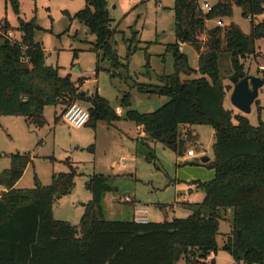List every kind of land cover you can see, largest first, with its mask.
Wrapping results in <instances>:
<instances>
[{
	"label": "trees",
	"instance_id": "trees-1",
	"mask_svg": "<svg viewBox=\"0 0 264 264\" xmlns=\"http://www.w3.org/2000/svg\"><path fill=\"white\" fill-rule=\"evenodd\" d=\"M234 8L249 19V31L233 22ZM175 43L167 46L174 59V72L162 76L156 85H138L147 95L168 98L152 113L127 110L124 119L141 128L136 144L158 142L177 159L184 157L197 135L194 125L209 126L214 132L212 171L209 181L194 182L202 191L200 203H184L186 219L136 224L105 219L100 205L102 193L110 190L107 178L94 176L87 183L92 202L85 208L78 227L54 220L56 199L72 192L74 172L52 174L48 185L34 177L31 189L16 188L32 158L26 153L8 156L10 165L0 173V264H192L195 257L216 251L219 223L231 215V236L222 249L234 262L264 264V126L232 115L223 107L229 86L220 75L219 59L229 56L232 76H248L243 60L255 56V42L264 39V22H254L264 12V0H217L204 14L198 0H174ZM95 37L98 62L119 65L110 43L112 22L107 0H86L85 8L73 17ZM223 21L206 27V21ZM34 21H19L20 41L10 40L8 26L0 27V117H21L28 125L41 128L48 106L67 107L72 101L89 104V120L113 122L120 117L108 102L80 91L83 80L61 76L58 67L45 63L42 46L34 41ZM181 45L192 48L197 64L191 67ZM129 106L128 95L121 100ZM65 110V109H64ZM63 110V111H64ZM260 108H258V114ZM2 152L0 151V159ZM146 158H151L149 152Z\"/></svg>",
	"mask_w": 264,
	"mask_h": 264
},
{
	"label": "rangeland",
	"instance_id": "rangeland-1",
	"mask_svg": "<svg viewBox=\"0 0 264 264\" xmlns=\"http://www.w3.org/2000/svg\"><path fill=\"white\" fill-rule=\"evenodd\" d=\"M198 2L213 6L217 0ZM85 5L86 0H0V27L8 26L12 38L20 41L19 21L33 20L38 27L34 41L44 49L46 65L58 67L61 76L70 75L74 80L86 77L87 83H81L80 91L86 97L104 98L114 112L152 113L165 105L168 98L140 93L137 86L156 85L159 78L174 72V59L167 51V46L175 43L174 0H107L112 20L110 43L119 63L115 68L108 60L98 62L95 37L83 24L73 20ZM253 21L264 22V12ZM225 22L237 24L245 33L249 31V19L239 8H234L232 17ZM215 24L216 20L206 21L207 28ZM255 48V56H248L242 62L244 71L248 76L264 79V71L258 70L264 67V39L256 40ZM180 51L187 56L188 64L195 67L194 50L182 45ZM218 65L224 84L230 88L223 107L232 115L247 118L252 126L258 125L259 115L264 126V85L258 90L250 113L244 115L230 102L233 86L229 79L233 74L229 56H221ZM125 95H128L129 106L121 103ZM73 102L88 107L86 102ZM64 109L46 107L43 113L46 124L41 128L28 125L21 117H0V151L7 158L0 161V169L8 167L10 154L26 153L32 158V164L21 177L20 189L33 188L34 177L41 185H48L52 174L75 173L72 192L53 203L54 220L78 227L85 208L92 202L87 183L98 175L106 177L110 187L100 200L107 220H130L137 207L147 211L150 223L186 219L190 212L183 204L203 200L204 195L195 189L194 182L209 181L213 175L205 166L213 160L211 127L192 126L197 137L187 150H193L195 157L186 159L184 154L177 159L170 149L158 142H148L145 146L136 144L135 137H142L143 132L138 133L134 124L124 118L119 122L98 121L94 126L75 130L62 121ZM147 152L151 154L149 159ZM202 157L208 161L202 162ZM125 197L131 201L125 202ZM230 225L231 215L227 212L219 223L215 253L210 259L198 256L190 262L236 264L222 249L223 242L231 236ZM178 264L184 263L179 261Z\"/></svg>",
	"mask_w": 264,
	"mask_h": 264
},
{
	"label": "built area",
	"instance_id": "built-area-1",
	"mask_svg": "<svg viewBox=\"0 0 264 264\" xmlns=\"http://www.w3.org/2000/svg\"><path fill=\"white\" fill-rule=\"evenodd\" d=\"M200 10L207 14L211 10V6H209L207 3H203L200 5ZM217 26H222V21H216ZM6 37L10 40H14L12 38L11 32H8L6 34ZM259 71H264V67L260 66L258 68ZM83 82H87V79H84ZM61 119L64 123H66L70 128L79 130L86 126L89 120V113L86 109H84L81 105L73 102L70 103L65 110L62 112ZM186 157L193 158L195 157V153L193 150H188L186 153ZM125 202H130L129 197L124 198ZM133 221L136 224L145 225L148 223V217H147V211L144 208L137 207L133 211Z\"/></svg>",
	"mask_w": 264,
	"mask_h": 264
},
{
	"label": "water",
	"instance_id": "water-1",
	"mask_svg": "<svg viewBox=\"0 0 264 264\" xmlns=\"http://www.w3.org/2000/svg\"><path fill=\"white\" fill-rule=\"evenodd\" d=\"M233 86L230 94L231 104L242 114L250 113L251 106L258 97V90L264 85V79L253 76L238 77L231 76L229 79ZM202 162H207L208 158L202 157Z\"/></svg>",
	"mask_w": 264,
	"mask_h": 264
},
{
	"label": "crops",
	"instance_id": "crops-1",
	"mask_svg": "<svg viewBox=\"0 0 264 264\" xmlns=\"http://www.w3.org/2000/svg\"><path fill=\"white\" fill-rule=\"evenodd\" d=\"M182 46V45H181ZM181 48V47H180ZM72 80H74L73 78H71ZM84 79H86V77H84ZM84 84H86L87 82H83ZM84 84H82V85H84ZM88 107H89V104L87 105ZM88 107L87 108H84V109H88ZM127 111V110H126ZM125 111V112H126ZM115 113L120 117V119L118 120V122L119 121H121V119H123L124 118V115H125V113H118V112H116L115 111ZM127 121V120H126ZM130 122V121H129ZM132 123V122H131ZM134 124V123H133ZM134 126H135V130L139 133V132H141V128L140 127H138V126H136L135 124H134ZM190 129H191V127H190ZM213 137H214V132H213ZM137 138H139V136L137 135L136 137H135V139L134 140H136ZM185 158L186 159H188V158H190V157H186V155H185ZM194 158V157H193ZM2 159H7L6 158V155L5 154H3L2 153V156H1V159H0V161L2 160ZM9 165H10V161H9V158H8V167L7 168H5V167H3V169H0V173L2 172V171H4V170H7L8 168H9ZM28 166H30V165H28ZM27 166V167H28ZM113 166H116V164L115 163H113ZM26 167V168H27ZM25 172V171H24ZM22 177H23V175H22ZM20 180H21V178L18 180V182L15 184V187L16 188H19V186H20ZM5 190L2 188V187H0V193L1 192H4ZM212 256V254L208 257V259H210V257Z\"/></svg>",
	"mask_w": 264,
	"mask_h": 264
}]
</instances>
